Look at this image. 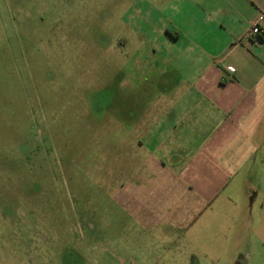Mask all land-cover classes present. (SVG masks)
I'll list each match as a JSON object with an SVG mask.
<instances>
[{"label": "rangeland", "instance_id": "rangeland-1", "mask_svg": "<svg viewBox=\"0 0 264 264\" xmlns=\"http://www.w3.org/2000/svg\"><path fill=\"white\" fill-rule=\"evenodd\" d=\"M168 6L0 0V224L25 228L17 235L26 251L39 240L51 263L191 264L198 249L185 235L194 220L185 184H177L170 215L142 217L123 208L119 186L123 152L140 137L122 130L151 124L145 100L174 75L148 52ZM229 228L223 234L232 244ZM256 233L247 247L264 264V230ZM231 249L223 248L222 260Z\"/></svg>", "mask_w": 264, "mask_h": 264}, {"label": "crops", "instance_id": "crops-1", "mask_svg": "<svg viewBox=\"0 0 264 264\" xmlns=\"http://www.w3.org/2000/svg\"><path fill=\"white\" fill-rule=\"evenodd\" d=\"M168 1L171 12L158 18L148 52L170 63L174 75L145 100L151 124L140 133L122 130L140 136L135 150L123 152V208L134 217L168 216L183 182L194 217L185 235L198 249L189 262L256 264L247 243L264 230V0ZM160 8L167 13L163 2ZM259 15L262 41L243 39ZM227 225L234 226L232 244ZM18 232L26 230L0 224V264H60L39 240L26 251Z\"/></svg>", "mask_w": 264, "mask_h": 264}, {"label": "built area", "instance_id": "built-area-1", "mask_svg": "<svg viewBox=\"0 0 264 264\" xmlns=\"http://www.w3.org/2000/svg\"><path fill=\"white\" fill-rule=\"evenodd\" d=\"M263 22L262 15H259L256 20L253 22L251 29L245 33L242 37L243 39H252L254 43L260 42L259 38L262 36L261 26Z\"/></svg>", "mask_w": 264, "mask_h": 264}, {"label": "trees", "instance_id": "trees-1", "mask_svg": "<svg viewBox=\"0 0 264 264\" xmlns=\"http://www.w3.org/2000/svg\"><path fill=\"white\" fill-rule=\"evenodd\" d=\"M262 39H263V35L259 38V40L260 41H262ZM114 137V136H113ZM114 142V140L112 139V138H110L109 139V143H110V146L109 147H111L112 149H116V144L115 143H113ZM263 204H264V196H263Z\"/></svg>", "mask_w": 264, "mask_h": 264}]
</instances>
